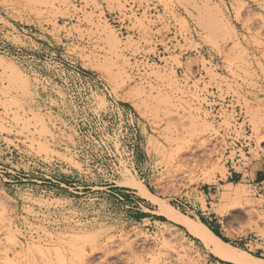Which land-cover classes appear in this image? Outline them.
<instances>
[{"label": "rangeland", "instance_id": "1", "mask_svg": "<svg viewBox=\"0 0 264 264\" xmlns=\"http://www.w3.org/2000/svg\"><path fill=\"white\" fill-rule=\"evenodd\" d=\"M257 171L264 0H0V264H259Z\"/></svg>", "mask_w": 264, "mask_h": 264}, {"label": "bare ground", "instance_id": "2", "mask_svg": "<svg viewBox=\"0 0 264 264\" xmlns=\"http://www.w3.org/2000/svg\"><path fill=\"white\" fill-rule=\"evenodd\" d=\"M144 195L151 197L145 188H141ZM161 213L171 220L183 225L187 231L197 238L205 247H207L216 257L229 261L235 264H252L249 259L251 256L244 251L235 249L229 244L222 241L213 232H211L205 225L197 224L196 222L187 219L184 215L177 212L174 208L162 204ZM255 259V258H254ZM259 264H264L260 259H255Z\"/></svg>", "mask_w": 264, "mask_h": 264}, {"label": "crops", "instance_id": "3", "mask_svg": "<svg viewBox=\"0 0 264 264\" xmlns=\"http://www.w3.org/2000/svg\"><path fill=\"white\" fill-rule=\"evenodd\" d=\"M256 179L259 181V184H264V172L263 171H257L254 173Z\"/></svg>", "mask_w": 264, "mask_h": 264}, {"label": "trees", "instance_id": "4", "mask_svg": "<svg viewBox=\"0 0 264 264\" xmlns=\"http://www.w3.org/2000/svg\"><path fill=\"white\" fill-rule=\"evenodd\" d=\"M213 233H214L217 237H219V238L222 239V237H220V235H219L218 233H216L215 231H213Z\"/></svg>", "mask_w": 264, "mask_h": 264}]
</instances>
